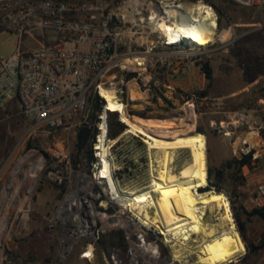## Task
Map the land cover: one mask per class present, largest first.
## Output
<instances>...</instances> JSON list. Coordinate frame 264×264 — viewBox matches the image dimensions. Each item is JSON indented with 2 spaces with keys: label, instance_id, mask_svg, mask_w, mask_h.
Instances as JSON below:
<instances>
[{
  "label": "built area",
  "instance_id": "obj_1",
  "mask_svg": "<svg viewBox=\"0 0 264 264\" xmlns=\"http://www.w3.org/2000/svg\"><path fill=\"white\" fill-rule=\"evenodd\" d=\"M220 1L0 0L2 30L20 38L36 31L52 35L33 51L18 48L9 57L0 54V108L15 99L33 136L53 140L51 163L45 162L47 178L65 188L37 233L48 241L50 264H67L74 254L84 264H187L186 259L173 260L170 237L127 212L111 191L109 177L119 190L125 187L120 178L124 167L118 160L121 148L111 137L110 118L115 116L124 126L119 138L130 135L146 143L126 134L122 111H108L100 91L113 92L129 116L138 113L133 104L143 99L144 114L153 113L145 112L151 106L158 110L156 102H166V112L191 105L196 110V104L207 99L194 86L196 69L204 71L196 54L212 44L197 46L184 36L169 40L159 32V23L179 20L176 12L182 4L204 2L214 7ZM234 1L264 8V0ZM131 86L145 97L129 102ZM225 124H249V117L236 114L221 122ZM84 128L92 132L90 153L74 157L78 133ZM251 151L249 145L242 149L244 155ZM242 171L248 180L245 203L252 210L264 209V176L254 174L250 165Z\"/></svg>",
  "mask_w": 264,
  "mask_h": 264
},
{
  "label": "rangeland",
  "instance_id": "obj_2",
  "mask_svg": "<svg viewBox=\"0 0 264 264\" xmlns=\"http://www.w3.org/2000/svg\"><path fill=\"white\" fill-rule=\"evenodd\" d=\"M213 8L219 23L217 42L196 54L198 62L207 64L213 72V80L209 82L205 72L196 69L194 86L202 98H207L196 104L197 132L207 137L208 171L212 170V180L218 182L221 193L230 199L237 230L247 247V253L233 264H264V218L253 215V210L245 203L248 180L244 177L242 169H226L222 182L218 181L216 174L227 162L244 155L242 149L247 146L249 134L254 133L255 141L251 147L254 152L252 172L258 177L264 176V8L245 7L234 0H222ZM18 40V36L12 37L8 32L0 35V54L9 57L16 51ZM136 93L141 98L145 97ZM11 96L15 97L14 91H11ZM142 103L144 104V99L133 105L142 109ZM156 104L158 110L151 106L145 112L181 111L176 107L166 112V102ZM16 106L14 99L4 109L0 108V200L5 188L10 185L12 171L20 160L34 154L33 159H27L24 163L27 168L35 162L34 160L37 161L40 155L46 157L47 154L46 163H51L48 160L53 140H39L34 137L32 126ZM161 107L163 110H160ZM236 114H247L249 124L221 126L223 120L228 121L229 117H235ZM113 128H117L115 123ZM119 135L114 139L119 140L118 146L121 148L118 160L124 167L120 175L122 186L133 190L144 188L151 179L147 146L130 135L120 138ZM75 152L76 150L74 157ZM187 158L188 154L178 160L179 168ZM47 166L43 164L38 175L21 194L20 199H24L26 189L33 187L23 211H18L16 204L17 210L8 217L6 230L0 232V264H50L52 261L53 255L49 252L48 241L38 237L37 233L61 201L65 188L48 180ZM61 167L65 173V164H61ZM213 190L216 191L215 188ZM13 191L14 187L8 189L6 200L11 198ZM4 207L0 208V226ZM239 220L245 222L243 233L239 228ZM254 248L259 249L254 253ZM195 260V255L186 259L187 264H192ZM67 264L84 263L80 261L78 254H74Z\"/></svg>",
  "mask_w": 264,
  "mask_h": 264
},
{
  "label": "bare ground",
  "instance_id": "obj_3",
  "mask_svg": "<svg viewBox=\"0 0 264 264\" xmlns=\"http://www.w3.org/2000/svg\"><path fill=\"white\" fill-rule=\"evenodd\" d=\"M176 13L179 20L159 23V32L169 40L184 36L197 46L217 42L219 23L213 7L204 2L194 6L182 4ZM127 63L132 65L134 62ZM132 87L130 101L141 100ZM100 93L107 100L108 111H122V119L128 126L126 134L143 138L150 158L151 179L144 188L119 190L109 177L111 191L125 210L143 224L156 227L164 236L170 237L175 262L182 263L195 255L192 264H231L245 255L247 247L237 230L228 196L213 189L201 191L209 186V142L203 133L197 132L198 116L194 106L170 113L149 114H144L141 107H134L138 113L129 116L124 106L115 101L113 92L101 88ZM255 135L249 134L247 145L250 147L254 145ZM186 154L187 161L179 168L178 160ZM33 156L20 160L12 171L10 185L1 195L0 208L5 206L1 233L8 226V217L17 210L16 204L18 211H23L33 187L26 189L24 199H20L21 194L46 162L45 155H40L37 161L24 167L27 159H33ZM108 166L106 163L107 173ZM11 187L14 191L6 200V192ZM1 238L0 235V243Z\"/></svg>",
  "mask_w": 264,
  "mask_h": 264
},
{
  "label": "trees",
  "instance_id": "obj_4",
  "mask_svg": "<svg viewBox=\"0 0 264 264\" xmlns=\"http://www.w3.org/2000/svg\"><path fill=\"white\" fill-rule=\"evenodd\" d=\"M205 74H206V78L209 82H211L213 80V72L212 70L206 65H204L203 68ZM116 124L117 128H113V124ZM124 131V126L117 121V118L115 116L110 118V133H111V137L115 138L117 137L119 134H121ZM92 139V132L91 130L84 128L81 129L78 133L77 136V145H76V152H75V156H79L80 154H84V153H90V148H89V143L90 140ZM253 150L246 154L243 155L241 158H234L231 161L227 162L221 169H219L217 171V179L219 182H222L223 178H224V172L226 171V169H242V167L246 166V165H250L252 166V160H253ZM212 175L213 172L210 169L209 170V186L202 190V191H208V190H212L213 188L216 189V191L218 193L222 192V189L220 188L218 182H214L212 180ZM251 215V214H249ZM253 215H258L262 218H264V209H254L253 210ZM239 228L241 230V232L243 233V231L245 230V222H242V220H239ZM259 249V248H258ZM257 248H254V253L258 250ZM252 250L250 249L249 252H251Z\"/></svg>",
  "mask_w": 264,
  "mask_h": 264
},
{
  "label": "crops",
  "instance_id": "obj_5",
  "mask_svg": "<svg viewBox=\"0 0 264 264\" xmlns=\"http://www.w3.org/2000/svg\"><path fill=\"white\" fill-rule=\"evenodd\" d=\"M3 33H7V32L0 28V35H2ZM11 36L14 37V36H18V35L11 34ZM51 36L52 35L46 31H36L30 35H25L22 38H20L18 36L19 40H18L17 49L20 48L21 50L26 51V52L33 51V50L39 48L40 46L48 43L50 41ZM9 102H11V101H9ZM16 108H17V106H16Z\"/></svg>",
  "mask_w": 264,
  "mask_h": 264
},
{
  "label": "water",
  "instance_id": "obj_6",
  "mask_svg": "<svg viewBox=\"0 0 264 264\" xmlns=\"http://www.w3.org/2000/svg\"><path fill=\"white\" fill-rule=\"evenodd\" d=\"M46 158H48V155L47 154H46ZM231 264H233V262Z\"/></svg>",
  "mask_w": 264,
  "mask_h": 264
}]
</instances>
